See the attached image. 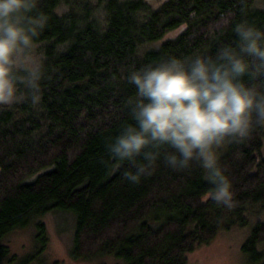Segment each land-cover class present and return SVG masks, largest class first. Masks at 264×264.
I'll list each match as a JSON object with an SVG mask.
<instances>
[{
  "label": "trees",
  "instance_id": "obj_1",
  "mask_svg": "<svg viewBox=\"0 0 264 264\" xmlns=\"http://www.w3.org/2000/svg\"><path fill=\"white\" fill-rule=\"evenodd\" d=\"M260 2L106 0L111 22L101 30L86 0H44L50 23L40 41L49 70L43 110H0V264L6 258L29 264L43 252L48 235L42 218L51 212L74 219L73 260L106 255L116 264H187L186 253L221 230L247 226L249 213L264 209V130L220 153L233 183L231 208L211 198L214 188L198 167L174 171L161 160L133 184L123 176L129 165L110 163L108 151L133 122L126 68L231 42V26L209 31L224 16L264 28ZM61 7L69 11L57 16ZM31 226L35 249L11 253L6 237ZM241 251L249 264H264V219L252 226Z\"/></svg>",
  "mask_w": 264,
  "mask_h": 264
},
{
  "label": "clouds",
  "instance_id": "obj_2",
  "mask_svg": "<svg viewBox=\"0 0 264 264\" xmlns=\"http://www.w3.org/2000/svg\"><path fill=\"white\" fill-rule=\"evenodd\" d=\"M91 21L105 30L111 22L106 0H86ZM44 0H0V110L28 105L43 110L48 58L40 43L50 15ZM69 11L58 8L57 16ZM229 26L231 42L211 51L169 54L156 63L126 68L134 88L125 125L108 147L110 163L124 162V178L137 184L159 162L174 171L198 167L225 207L235 204L233 183L221 167L226 145L243 142L264 130V28L221 17L210 29ZM58 53L63 49L57 50Z\"/></svg>",
  "mask_w": 264,
  "mask_h": 264
},
{
  "label": "rangeland",
  "instance_id": "obj_3",
  "mask_svg": "<svg viewBox=\"0 0 264 264\" xmlns=\"http://www.w3.org/2000/svg\"><path fill=\"white\" fill-rule=\"evenodd\" d=\"M155 5L162 0H150ZM264 3V0H261ZM260 2V3H261ZM178 29L167 34L172 37ZM264 156V145L262 149ZM249 224L245 227L235 226L230 230H221L208 244L197 246L186 253L187 264H249L241 251V245L250 233L252 226L264 219V209L257 208L248 215ZM46 225L48 243L43 252L29 264H116L118 260L111 256H97L88 260H73L70 257L74 219L65 213H48L42 218ZM6 243L10 252L17 256L28 254L35 249L33 226L9 234ZM4 259L2 264H9Z\"/></svg>",
  "mask_w": 264,
  "mask_h": 264
}]
</instances>
